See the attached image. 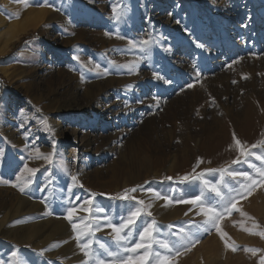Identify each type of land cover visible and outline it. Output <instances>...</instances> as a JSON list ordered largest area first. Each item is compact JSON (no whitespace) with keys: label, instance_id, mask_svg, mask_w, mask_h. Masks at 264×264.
Instances as JSON below:
<instances>
[{"label":"rangeland","instance_id":"rangeland-1","mask_svg":"<svg viewBox=\"0 0 264 264\" xmlns=\"http://www.w3.org/2000/svg\"><path fill=\"white\" fill-rule=\"evenodd\" d=\"M28 4L12 0L8 7L0 0V20L17 25L36 22L0 54V66L9 67L6 73L0 69V80L8 86L0 85V264H16L22 254L31 257L32 264H93L79 251L81 245L93 239L117 251L115 234L106 227L79 241L78 234L88 232L94 216L122 222L138 206L132 197L141 200V191L151 187L173 202L151 204L157 216L145 211L129 243L139 240L140 219H147L155 221L157 239L178 242L180 229L199 239L182 252L189 258L186 264H264V238L244 230L253 220L259 225L254 231L264 230V185L238 200L237 207L247 216L233 210L220 222L236 251L225 247L215 227L205 225L207 232L199 227L206 217L197 215L198 206L175 202L202 195L206 203L217 205L222 201L210 185L230 198L244 191L242 184L251 183L243 177L233 179L227 171L258 178L257 169L264 168L255 155L240 156L233 141V134L240 140L255 130L254 143L240 141L256 155H264V0H28ZM114 7L124 14L114 15ZM159 15L163 17L157 20ZM22 35L28 38L21 40ZM149 37L153 42L147 52L129 43ZM21 45L26 53L18 58L20 52L14 51ZM12 53V60L5 62ZM104 90L114 93L105 96ZM227 131L233 132L232 151L219 145ZM253 144L257 147L251 148ZM52 153L53 163L43 158ZM25 165L38 171L22 172ZM201 173V178H192ZM73 175L81 188L78 196L66 187ZM185 175L188 180L181 179ZM27 180L32 182L23 193L12 186H23ZM56 184L63 186V193ZM132 188L136 191L124 193ZM121 194L129 199H120ZM28 195L34 197L36 208L8 221L21 209L19 197ZM88 199L94 201L91 214L84 210ZM69 207L76 208L71 222L65 219ZM97 208L103 209L101 214ZM38 224L56 225L52 232L63 229L65 235L38 248L11 238ZM245 248L260 251L253 255ZM145 251L120 255L139 259ZM151 251L171 256L174 264L175 253L155 243ZM101 255L106 261L113 259ZM146 264H155L151 255Z\"/></svg>","mask_w":264,"mask_h":264},{"label":"snow or ice","instance_id":"snow-or-ice-1","mask_svg":"<svg viewBox=\"0 0 264 264\" xmlns=\"http://www.w3.org/2000/svg\"><path fill=\"white\" fill-rule=\"evenodd\" d=\"M17 2L22 3L25 7L29 6L28 0H17ZM38 6H45V5H38ZM51 6V5H47ZM113 13L116 16H122L124 14V10L122 8L118 9L117 7L113 8ZM18 16V14H17ZM152 39L149 37V39H141L138 43L136 41H129V43L134 47H139L144 51L149 50V46L152 44ZM200 46V45H198ZM73 59H77V57H73ZM114 63V62H113ZM99 66L97 65V68ZM160 78V77H157ZM169 82V81H166ZM188 87H192L191 84L188 85ZM46 119L44 118V121L42 123H45L46 125ZM233 141L237 147V150L239 151V155L242 157H245V159L248 156L255 155L257 160H260L264 162V155H256L255 153L251 152L249 148H246L243 146L242 142L236 137L235 134H233ZM251 148H256L257 145L253 144L250 146ZM38 157L41 155L39 154L37 150ZM55 156V153L49 154L48 156H44L43 158L46 160H49L50 163H53L54 160L52 157ZM238 160H233L232 163H238ZM255 167L254 165H252ZM22 172H27L31 175H35V173L38 171L37 169L29 168L27 165H25V168L21 170ZM209 171H215V170H209ZM220 171L223 173L227 170L220 169ZM258 172V178H254L250 176L248 172H238V171H227V174L233 179L237 177H243L246 181H251V183L242 184L241 187L244 189L243 192H237L235 196H231L230 198H226L224 195H222L221 190L216 185H210L209 190L214 192L218 197H220V200L222 203H218L217 205H211L209 203H206L202 199V195H197L191 200H177L176 203H190L194 206L199 207V212H197V215L203 214L206 217V220L204 222V225H200L199 227L204 231H209V227H206L205 225H208L210 227H215L217 233L220 235L221 240L224 241L226 248H231L232 251L237 250V246L233 244H229L228 240L225 239L227 236V233L223 232L221 230L220 222L225 218L226 215H230L233 210L236 212H239L241 216H247V213L243 212L241 208L237 207V203L239 199H245L248 195H251L252 191L260 186L264 185V168L257 169ZM202 173L198 174L196 177H192L193 179H199L202 177ZM22 177L20 175H17V181H20ZM166 179L171 180L172 177H166ZM182 180H188L189 177L185 175L181 178ZM71 180L74 183H78L77 177L72 176ZM31 180H27L23 186H19L17 184H13L14 187H19V190L23 193L25 191V188L31 184ZM71 187V186H70ZM82 187V185H81ZM136 188L132 189H125L124 193L128 192H135ZM151 191V190H149ZM158 198L165 199L166 202L172 203L173 201L168 200L167 197H162L160 193L155 194ZM122 200H128L129 196L126 194H121L119 196ZM79 199V198H77ZM133 200H136V204L141 205L142 207H137L134 210H130L128 212V215L126 218H121L120 223H113L108 217H93V224L87 225L88 228L87 233H79L77 236L78 241L83 239L85 235H94V232L100 231L102 228H111L114 235V240L116 242L117 251H113L108 245L105 243L99 241V240H93L88 239L85 243L81 245V251L84 253L85 257L90 258L93 261V264H146L148 257L151 255L153 261L155 264H173L171 256H164L162 257L159 251H156L155 253H152V243L158 244L160 248L166 249L169 253H175L176 256H179L182 254V252L189 251L191 246H194L196 243H199V239L193 236L192 234L186 233L184 229H180L179 231V240L178 242H171L166 239H157L154 237V232H157V229H155V221L152 223H148L146 226L142 228V230L139 231V240L135 243H129V238L133 235V228L136 225V221L139 217H141L145 210L150 207L151 205H145V202L143 200H138L136 197H132ZM85 208L84 210L92 213V206L94 205V201L92 199H88L84 201ZM97 212L103 211L101 208L96 209ZM76 212L75 207H69L67 209V214L65 216V219L69 220V222L72 221L73 215ZM187 215V213H185ZM147 215L151 216V212H147ZM248 219H252L251 217H248ZM73 229L75 230L77 228V225L75 223L72 224ZM259 228V225L256 224V222L252 221V227L251 228H245L244 230L254 234L258 235L261 238H264V230L260 231H254L255 229ZM172 235H177V233H172ZM145 241H152V243H145ZM95 245V247L93 246ZM144 248L146 249L145 253L139 257V259L134 258L133 256H127L122 257L120 255V252H126V253H133L136 252L137 249ZM245 252H251L253 255H255L259 249H250L245 248ZM102 253L107 254L108 257H112L111 260H104L102 258ZM16 253H13V256H15ZM16 264H25L23 260H17Z\"/></svg>","mask_w":264,"mask_h":264},{"label":"bare ground","instance_id":"bare-ground-1","mask_svg":"<svg viewBox=\"0 0 264 264\" xmlns=\"http://www.w3.org/2000/svg\"><path fill=\"white\" fill-rule=\"evenodd\" d=\"M12 4V0H4V5L6 6H11ZM163 17V15H159L156 17L157 20L161 19ZM34 26L36 25V22L34 20H31V21H27L23 24H8L7 21H5L4 19H1L0 20V54L4 53L7 49H8V46L13 42V41H16L19 36L21 35V33L25 32L30 26ZM5 28V29H4ZM24 48V45H21L16 51L14 52H20L18 54V58H21V57H24L25 56V53L26 51L23 49ZM30 54V53H29ZM15 56L14 53H12V56L10 57V59L8 58L6 61L10 62L12 60V58ZM29 56V55H28ZM8 65H1L0 66V69L2 71H4L5 73L8 71ZM112 87V86H111ZM107 89V88H106ZM115 89V88H114ZM116 89H118L116 87ZM109 90V89H108ZM108 90H104L103 94L105 96H109V95H112L113 93H110V91ZM112 105V103H110ZM119 105V104H118ZM256 113V112H255ZM254 114V113H253ZM252 115V113H251ZM110 116V115H109ZM254 116V115H252ZM256 116V114H255ZM248 118V117H247ZM258 118V116H257ZM262 118V117H260ZM259 120V119H258ZM262 120V119H261ZM251 125V124H250ZM254 127H255V124H253ZM92 127H93V124H92ZM261 128V127H259ZM230 129V127L228 128ZM61 130V129H60ZM243 130V129H242ZM245 130V129H244ZM82 132V131H81ZM233 133V132H232ZM232 133L231 131H227L226 134H224V137H223V140L221 142V144H219L221 146V148L223 147H227V151H232L233 150V147H234V144L231 142L232 140ZM240 133V132H239ZM243 133V132H242ZM252 133V132H251ZM250 133V134H251ZM256 131L253 130V134L247 138H244L243 139V136L241 137L240 140L242 141H245L246 144H252L255 142L256 140ZM121 135V134H120ZM85 138V136H83ZM231 140V141H230ZM261 143V142H260ZM259 143V144H260ZM235 148V147H234ZM247 148V147H246ZM220 149V148H218ZM82 151V150H81ZM237 158V157H236ZM218 166V165H217ZM150 176V175H149ZM148 176V177H149ZM152 177V176H151ZM147 178V177H146ZM64 180V179H63ZM61 181V180H60ZM67 181V180H66ZM62 182V181H61ZM125 182V181H124ZM128 182V181H127ZM210 182V181H209ZM58 183V182H57ZM141 183V182H140ZM71 186V187H70ZM56 187H58L57 189L59 190V192H62L64 191L63 189V186L62 187H59V184H56ZM66 187H69V191L74 193L75 196H78V193L81 192V188L78 186L77 183H74L72 180L69 181V183L66 184ZM155 189V192L153 191ZM151 190V191H149ZM158 188L156 187H151L150 189L146 190V192H142V194L140 195V198L141 200H143L145 202V205H151V204H156L157 202H159L160 200H162V198H158L155 194L158 192L157 191ZM30 193V192H29ZM40 193V192H39ZM47 193V192H46ZM55 193V192H54ZM63 193V192H62ZM61 195V193H60ZM27 196V195H26ZM19 197V196H18ZM32 197V196H31ZM263 197V196H262ZM34 198V197H33ZM32 198V199H33ZM53 198V197H52ZM29 198V195H28V198H25V197H19V205H20V213L19 214L18 212L16 213H12V215L7 219L8 221L12 220L13 217H16L17 218V215H22V213H28L29 211L31 212V210L33 211L35 208H36V204L37 202L34 200H32ZM264 199V198H262ZM11 201V200H10ZM9 201V202H10ZM33 201V202H32ZM52 201V200H51ZM264 201V200H263ZM41 202V201H40ZM83 202V201H82ZM259 202V201H258ZM39 204V203H38ZM41 204V203H40ZM43 205V204H42ZM47 205V204H46ZM101 206V205H100ZM141 206V205H140ZM139 205L137 207H140ZM2 207V206H1ZM0 207V208H1ZM44 207V206H43ZM136 207V208H137ZM142 207V206H141ZM169 207V206H168ZM16 208V207H15ZM18 208V207H17ZM38 208V207H37ZM46 209H48V207L46 206L45 207ZM166 208V207H165ZM162 209V210H165ZM7 209V207H6ZM9 209V208H8ZM43 209V208H42ZM45 209V210H46ZM154 207L151 205L150 207H148L145 211L147 212H151V215L154 217V216H157L155 213H154ZM169 209V208H167ZM12 210H15V209H12ZM11 210V211H12ZM44 210V209H43ZM42 210V211H43ZM5 212V211H4ZM36 212V211H35ZM165 212H167V210H165ZM97 213V212H96ZM99 214H101V212H99ZM25 215V214H24ZM166 215V214H165ZM4 216V215H3ZM50 216V215H49ZM159 216V215H158ZM144 217V215H143ZM264 218V217H263ZM37 220V218H35ZM46 219V218H45ZM160 219V218H159ZM30 220V219H29ZM34 220V219H33ZM53 220V219H52ZM52 220H50L52 222ZM37 222V221H36ZM140 222L143 224V227L146 226L148 223H152L151 221H148L147 219H140ZM239 222V221H238ZM1 223V222H0ZM33 224V222H31ZM49 223V222H48ZM242 224V222H240ZM25 224V223H24ZM36 224V223H35ZM62 224V223H61ZM65 224V223H64ZM1 226V225H0ZM26 226V225H25ZM56 226V225H55ZM55 226H47L46 224H42V225H30L27 227H25L21 232L19 233H16V234H13L12 235V239L14 240H17V241H27L30 243V245L32 244L33 246H36L38 248V246L41 244H47L49 241L51 242V239H54L56 238L59 234H64L65 235V230L63 231V229L59 230V231H56V232H52V229L55 227ZM63 226V225H62ZM158 226V225H157ZM61 227V226H59ZM64 227V226H63ZM9 228V225L8 227ZM57 228V226H56ZM15 229H17L15 227ZM21 229V228H20ZM18 229V230H20ZM67 231V230H66ZM161 231V230H160ZM233 231V230H232ZM14 232V231H13ZM69 232V231H68ZM15 233V232H14ZM10 238V239H11ZM62 238V237H61ZM64 238V237H63ZM59 239V238H58ZM56 240V239H55ZM177 240V239H176ZM70 244V243H69ZM74 245V244H73ZM44 247V245H43ZM50 249V247H47ZM62 248V247H61ZM66 248V247H65ZM46 249V248H45ZM44 249V251H45ZM60 249V248H59ZM67 249V248H66ZM69 249V248H68ZM76 249V247L74 248ZM79 249V248H78ZM48 250V249H47ZM46 250V251H47ZM81 251V250H79ZM75 253V251H73ZM77 252V250H76ZM68 253V252H67ZM72 253V252H71ZM69 254V253H68ZM72 258V257H71ZM70 258V259H71ZM21 260H23L25 262V264H32L31 263V260L32 258L29 257V256H25L22 254L21 256ZM189 262V258L185 257V256H176L175 259H174V264H186ZM192 262V261H191ZM209 262V261H208ZM193 264V263H192Z\"/></svg>","mask_w":264,"mask_h":264},{"label":"trees","instance_id":"trees-1","mask_svg":"<svg viewBox=\"0 0 264 264\" xmlns=\"http://www.w3.org/2000/svg\"><path fill=\"white\" fill-rule=\"evenodd\" d=\"M26 38H28V37H26L24 35L21 36V40L26 39ZM17 46H18V43H15V47H17ZM0 85L3 88H8L7 84L5 83V80H3V79L0 80Z\"/></svg>","mask_w":264,"mask_h":264}]
</instances>
